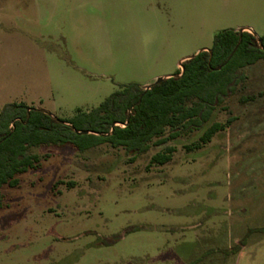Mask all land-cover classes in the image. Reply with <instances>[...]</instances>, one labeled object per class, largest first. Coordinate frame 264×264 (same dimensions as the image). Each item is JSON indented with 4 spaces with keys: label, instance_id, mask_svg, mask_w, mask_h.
<instances>
[{
    "label": "rangeland",
    "instance_id": "1",
    "mask_svg": "<svg viewBox=\"0 0 264 264\" xmlns=\"http://www.w3.org/2000/svg\"><path fill=\"white\" fill-rule=\"evenodd\" d=\"M242 27L264 36V0H0V110L70 120ZM244 74L200 148L207 125L133 160L108 143L34 148L39 167L1 189L0 264H264V59Z\"/></svg>",
    "mask_w": 264,
    "mask_h": 264
},
{
    "label": "trees",
    "instance_id": "2",
    "mask_svg": "<svg viewBox=\"0 0 264 264\" xmlns=\"http://www.w3.org/2000/svg\"><path fill=\"white\" fill-rule=\"evenodd\" d=\"M261 59L264 36L258 40L249 31L225 29L214 35L209 50L182 61L183 69L180 67L175 75L148 89L137 84L123 86L98 107L78 111L70 120L62 122L23 102L6 103L0 110V208L2 187L18 186L20 174L39 167L41 156L34 148L72 145L84 151L108 143L123 147L133 160L152 144L162 145L181 134L203 129L214 111L236 93L245 77L244 68ZM225 127L217 121L208 124L192 147L200 148ZM83 130L91 132L76 133ZM173 151L172 146H166L151 157L150 163H167ZM246 234L230 247L207 252L235 254Z\"/></svg>",
    "mask_w": 264,
    "mask_h": 264
},
{
    "label": "water",
    "instance_id": "3",
    "mask_svg": "<svg viewBox=\"0 0 264 264\" xmlns=\"http://www.w3.org/2000/svg\"><path fill=\"white\" fill-rule=\"evenodd\" d=\"M244 30H246V31H249V32H251V33H253V35L259 40V36H257L250 28H248V27H242V28H238L237 29V31L238 32H242V31H244ZM203 50V49H202ZM204 50H209V49H204ZM201 51V50H200ZM197 54V53H196ZM195 55V54H194ZM194 55H191V56H186L185 58H183L182 60H181V62H180V67H181V69H183V67H182V65H181V63H182V61H184V60H186V59H189V58H191L192 56H194ZM173 75H175V74H173ZM170 75H165V76H159L153 83H151V84H148V85H146V86H144L143 88L144 89H148L152 84H154V83H159V82H161L164 78H167V77H169ZM41 110V109H40ZM42 111H44V110H42ZM45 113H47V114H49L48 112H46V111H44ZM50 115V114H49ZM52 116V115H51ZM53 117V116H52ZM63 122V121H62ZM91 131H89V130H83V131H76V133H78V134H81V133H84V134H87V133H90ZM99 134V133H98Z\"/></svg>",
    "mask_w": 264,
    "mask_h": 264
},
{
    "label": "crops",
    "instance_id": "4",
    "mask_svg": "<svg viewBox=\"0 0 264 264\" xmlns=\"http://www.w3.org/2000/svg\"><path fill=\"white\" fill-rule=\"evenodd\" d=\"M163 76H165V75H163ZM148 85V84H147ZM144 86H146V85H143L142 87H144Z\"/></svg>",
    "mask_w": 264,
    "mask_h": 264
}]
</instances>
